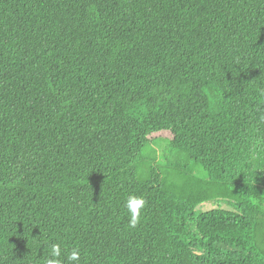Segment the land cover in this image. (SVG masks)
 I'll return each instance as SVG.
<instances>
[{"label": "trees", "instance_id": "16d2710c", "mask_svg": "<svg viewBox=\"0 0 264 264\" xmlns=\"http://www.w3.org/2000/svg\"><path fill=\"white\" fill-rule=\"evenodd\" d=\"M50 243L264 264V0H0V264Z\"/></svg>", "mask_w": 264, "mask_h": 264}, {"label": "clouds", "instance_id": "9594fccd", "mask_svg": "<svg viewBox=\"0 0 264 264\" xmlns=\"http://www.w3.org/2000/svg\"><path fill=\"white\" fill-rule=\"evenodd\" d=\"M145 205L146 200L143 195H137L135 193L127 195L124 201V207L128 215L129 227L135 228L140 222L142 209ZM65 260L68 264H80V250L73 247L66 256H63L61 245L58 243H50L49 255L45 258L44 264H64Z\"/></svg>", "mask_w": 264, "mask_h": 264}, {"label": "rangeland", "instance_id": "374dc122", "mask_svg": "<svg viewBox=\"0 0 264 264\" xmlns=\"http://www.w3.org/2000/svg\"><path fill=\"white\" fill-rule=\"evenodd\" d=\"M205 127H206V125H204L203 123L199 124V128H200V129H203V128H205ZM156 136H157V137H160V138L163 139V140L160 141L159 144H158L160 151H161L162 153L166 152L165 150L168 149V146H167V145H168L167 139H170V134H169V132H167V131H161V132H158V133L156 134ZM166 153H167V152H166ZM212 177H213V176H212ZM211 206H213L212 203H211V204H207L204 208H209V207H211Z\"/></svg>", "mask_w": 264, "mask_h": 264}]
</instances>
